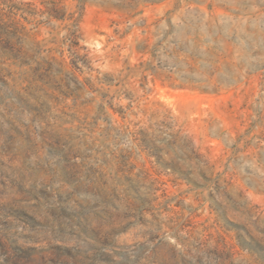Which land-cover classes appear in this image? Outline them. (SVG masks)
Listing matches in <instances>:
<instances>
[{
	"label": "rangeland",
	"instance_id": "obj_1",
	"mask_svg": "<svg viewBox=\"0 0 264 264\" xmlns=\"http://www.w3.org/2000/svg\"><path fill=\"white\" fill-rule=\"evenodd\" d=\"M0 264H264V0H0Z\"/></svg>",
	"mask_w": 264,
	"mask_h": 264
},
{
	"label": "trees",
	"instance_id": "obj_2",
	"mask_svg": "<svg viewBox=\"0 0 264 264\" xmlns=\"http://www.w3.org/2000/svg\"><path fill=\"white\" fill-rule=\"evenodd\" d=\"M71 42V46H74V47H76L77 46V43L75 42V41H70Z\"/></svg>",
	"mask_w": 264,
	"mask_h": 264
}]
</instances>
